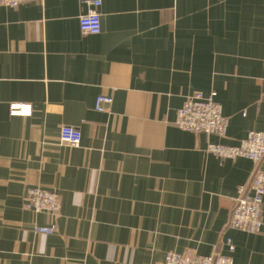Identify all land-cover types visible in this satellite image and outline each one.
<instances>
[{"label": "crops", "instance_id": "0c3cea01", "mask_svg": "<svg viewBox=\"0 0 264 264\" xmlns=\"http://www.w3.org/2000/svg\"><path fill=\"white\" fill-rule=\"evenodd\" d=\"M89 1L0 7V264H164L169 251L264 264V202L261 231L229 224L254 163L208 151L264 131V0H101L98 34L80 28ZM195 91H216L225 137L175 124ZM33 186L59 193V215L26 208Z\"/></svg>", "mask_w": 264, "mask_h": 264}, {"label": "built area", "instance_id": "2783aa9c", "mask_svg": "<svg viewBox=\"0 0 264 264\" xmlns=\"http://www.w3.org/2000/svg\"><path fill=\"white\" fill-rule=\"evenodd\" d=\"M41 0H0V7H17L25 2ZM101 0H90V8L79 17L82 31L98 34L102 30V16L99 10ZM216 91L205 94L195 91L185 97L183 105L178 109L175 124L182 130L207 135L225 137L228 132V118L225 116L222 104L217 100ZM113 97L101 94L97 97L95 109L102 112L110 110ZM11 115H30L32 107L13 103L10 106ZM62 143L70 146H80L81 133L71 126H64L60 131ZM208 151L219 158L236 159L245 157L253 161L254 170L251 181L238 189L235 205L231 210L229 224L249 233L261 231L263 226L262 206L264 202V131L252 130L236 145L221 142H210ZM26 208L36 213L59 215L62 201L57 191L33 186L27 189ZM40 233L52 234L54 226H37ZM230 251H234L232 239L227 240ZM164 264H234L231 255L218 253L215 255H191L169 251L165 255Z\"/></svg>", "mask_w": 264, "mask_h": 264}]
</instances>
